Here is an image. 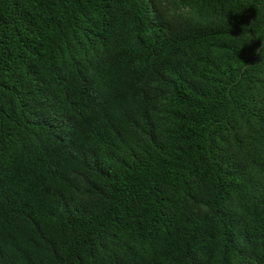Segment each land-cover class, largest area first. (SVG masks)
Wrapping results in <instances>:
<instances>
[{
  "label": "trees",
  "instance_id": "1",
  "mask_svg": "<svg viewBox=\"0 0 264 264\" xmlns=\"http://www.w3.org/2000/svg\"><path fill=\"white\" fill-rule=\"evenodd\" d=\"M0 264H264V0H0Z\"/></svg>",
  "mask_w": 264,
  "mask_h": 264
},
{
  "label": "clouds",
  "instance_id": "2",
  "mask_svg": "<svg viewBox=\"0 0 264 264\" xmlns=\"http://www.w3.org/2000/svg\"><path fill=\"white\" fill-rule=\"evenodd\" d=\"M230 28V25L228 24V29Z\"/></svg>",
  "mask_w": 264,
  "mask_h": 264
}]
</instances>
